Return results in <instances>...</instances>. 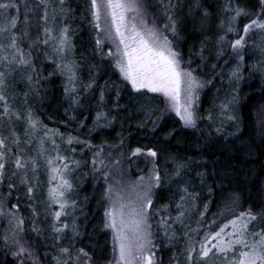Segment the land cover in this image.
Masks as SVG:
<instances>
[{"label": "snow or ice", "instance_id": "1", "mask_svg": "<svg viewBox=\"0 0 264 264\" xmlns=\"http://www.w3.org/2000/svg\"><path fill=\"white\" fill-rule=\"evenodd\" d=\"M255 2L258 9L256 12L231 4H226L223 9L230 18L227 25L223 20L219 25L225 34L217 38L215 57L218 63L213 64L212 68L219 75L218 65H228L230 81L238 82L242 78L246 70L245 58L250 49L257 47L255 44L249 45L245 37H249L250 32L256 30L264 32V0ZM64 5L65 0H58L56 6L51 5L49 0H24V21L22 26L17 28L20 5L14 2L0 3V10L15 9L17 13L16 17L7 19L0 15V188L6 186L7 189L0 191V217L4 218L8 225L0 237V242L10 250L15 264H40L26 235L28 230L24 227L25 217L19 211L22 203L19 197H15L17 203L8 206L13 198V190L18 188H23L27 200L31 201L27 206L31 212L30 231L36 236L42 233L36 226V221L41 215L36 206L40 203L44 205L43 217L48 223L51 247L54 250L52 260L55 264H99L84 247L76 246L74 241L80 232L75 220L71 221V225L67 222V218L71 217L76 209V202L69 195L73 185L67 177L75 167H79L80 161L62 155L59 145L53 139L54 135H60L61 140L69 146L77 144L84 145L89 150L95 149L92 159L94 171L103 170L102 178L107 185L104 199L108 202V207L104 212V227L112 231L113 258L110 264H160L156 256L155 237L160 230H163L165 237H169L170 231L177 224L186 230L185 253L189 264H264V208L256 212L251 207L238 211L240 198L233 190L229 189L231 194L222 198L223 211L216 214L231 217L227 223L217 225L218 230H213L212 225L217 224L213 218L211 224L207 225L208 231L202 234L203 239L198 241V250L189 237L190 231L201 234L199 221L203 220L209 211L214 185L224 191V182H232L231 173L218 168L217 161L208 160L201 154L194 160L190 157L172 156L166 163L164 174L171 176L178 190V201L174 198L171 205L176 209V215L173 217L167 214L170 205L153 210L155 190L162 185L161 170L157 163L161 157L156 150L148 149L146 152V155L152 158L147 178L141 176L137 182L125 187L121 180H115L111 170L104 163L102 153L105 145L94 146L87 139L81 140L78 136L71 135L64 137L58 131L49 135L52 130L43 125L29 103L32 96L38 97L40 92V75L36 70L33 51L43 45L51 50L50 53L45 51L43 55L58 58L53 59L52 63L58 74L66 79L64 93L68 119L76 121L75 113L81 111L82 114L85 108L94 112L92 127L88 129L89 134L111 127L116 119L111 113L121 107L119 100L125 88L128 89L127 95L135 105L134 110L144 117L138 127H144L151 120L155 130L159 122L171 114H175L181 127L188 130H200V124L205 120L213 122L211 113L207 116L199 114V92L216 77L203 80L195 74L207 59L204 53L210 38L201 42L199 51L195 53L200 64L193 67V61H186L183 52L178 49L184 23V7L181 0H160L165 21L160 25H157L155 16L148 13L143 0H86V15L82 19L86 20L92 29V56L98 60V65L88 66L86 82L80 76L81 65L70 59L74 54L75 45L70 35V18ZM57 7L61 20L58 33L54 27L48 26L50 19L54 25L58 18ZM49 8L52 10L51 17ZM194 10L201 13L203 31V21L208 20L211 13L203 8L200 0H193L187 14L192 16ZM29 14L36 20L34 26L28 19ZM241 16L251 19L243 26L242 32H237L236 22ZM33 27L36 30L35 37L31 32ZM228 34L236 38L229 40ZM25 42L28 44L27 50L23 47ZM225 44L228 45L227 55ZM259 54L264 57V48L259 49ZM229 61L232 63L229 64ZM105 63L119 74L121 86L113 88L110 79L105 80L103 85L98 84L100 73L96 69ZM17 76L27 83L28 91L20 96L19 107H12L7 93L16 82ZM109 91H114L115 105L109 104L111 97L106 96ZM149 94H159V98ZM11 99L15 102L17 97L13 95ZM236 103L237 94L233 90L217 105L219 113L216 126L211 132H205L203 135L209 138L215 135L227 143L239 140L243 129L239 127V117L234 114ZM159 104L163 105L162 110L158 108ZM157 111L159 115L152 119ZM85 120L87 116L77 121L78 126L85 127ZM17 122L25 125L22 136L13 127ZM5 130L7 135L4 134ZM41 130L44 132L43 137L36 135ZM33 140L38 142V147H33ZM45 140L52 144L51 152L45 148ZM123 144L121 139L116 147H122ZM29 149L34 154H29ZM70 150L73 153L76 151L75 148ZM142 152L143 150L137 147L131 151V156H138ZM97 163L100 168L95 167ZM119 164V160H114L117 169ZM169 166L171 173L167 171ZM41 168L48 177L49 185L43 200L38 199ZM110 179H113L114 183H108ZM209 179L213 181L212 184L208 183ZM197 184L200 190H197ZM203 190L207 191V196L201 205L197 201L200 200ZM161 211L166 215L161 216ZM193 212L197 214L196 229H192L188 223ZM152 215L159 217L157 232L153 231V224L150 223ZM62 217L65 220H62ZM69 229L71 235L67 234Z\"/></svg>", "mask_w": 264, "mask_h": 264}, {"label": "trees", "instance_id": "2", "mask_svg": "<svg viewBox=\"0 0 264 264\" xmlns=\"http://www.w3.org/2000/svg\"><path fill=\"white\" fill-rule=\"evenodd\" d=\"M9 2L20 5V15L17 24V28H20L24 21V0H0V3ZM49 2L53 6L58 4V0H49ZM145 2L149 14L155 16L157 25L165 22L163 17L164 9L160 6V0H145ZM200 2L203 8L211 13L209 19L203 21V31H201L202 17L200 11L194 10L192 16L187 14L193 0H181L184 7V23L180 32L181 39L178 41V49L183 52L184 59L186 61L191 59L193 67H196V65L200 64V60L195 53L199 51L201 42L205 41L206 38H210L204 53L207 59L197 69L195 74L203 80H207L212 76L216 77L210 85L199 93V114L207 116L211 113L213 122L202 121L200 130L183 129L179 118L175 114L165 116L155 130H153L151 120L144 127H138V123L144 117L134 110L135 105L127 95L128 89L125 88L121 92L119 100L121 107L114 109L111 113L116 118L111 127L89 134L88 129L92 127L94 112L85 108L82 110V114L81 111L75 113L76 121L68 119V115L65 113V108H67L64 93L66 79L58 74V70L52 63L53 59L58 58H54L51 55L48 57L43 55L45 51L51 52L50 48L43 45L33 51L36 70L40 75L39 96H32L29 100L35 115L42 121L43 125L47 126V129L52 130L51 134L58 131L64 137L71 135L73 137L78 136L81 140L87 139L94 146L105 145L102 158L103 154L106 153H111L113 155L112 158L119 157V155L123 156L124 160H121L120 168L126 175L136 178L150 173L152 158L148 157L146 152L148 149L156 150L161 157L157 163L161 170L162 185L155 190L153 197L154 211L164 205H170L167 214L173 217L176 215V209L171 205L174 198L178 201L177 185L171 179V176L164 174L166 163L172 156L190 157L194 160L203 154L206 159L217 161L218 168L228 170L231 173L232 182L231 184L227 181L224 182V191L214 185V192L210 197L209 211L203 220L199 221L201 234L189 232V237L197 250L199 249L198 241L203 239L202 234L208 231L207 225L211 224L213 218L217 221V224L212 225L213 230H218L217 225L222 226L223 223H227V220L231 218L216 215L218 211H223L222 198L231 194L228 191L229 189L235 191L240 198L238 211L251 207L256 212L264 208V57L259 54V49L264 48V32L256 30L255 32H250L249 37H245L249 45L255 44L257 47L249 50L245 58L246 70L238 82L229 80L228 65H218L217 71L219 75L212 68L213 64L218 63L215 57L217 38L225 34L219 28V25L222 20L227 25L230 18L229 14L223 11L226 4L238 5L250 12H256L258 10L256 2L255 0H200ZM85 4L86 0H65L64 8L70 18V35L75 45L74 54L70 59H74L81 65L80 76L86 82L88 79V66L98 65V60L92 56V48L94 46L92 29L87 21L82 19L86 15ZM56 11L58 18L55 24L53 25L50 19L48 26L54 27L58 33L61 25L59 7L56 8ZM0 15L7 19L16 17L17 13L15 9H8L6 11L0 10ZM51 15L52 10L49 8V16L51 17ZM28 19L34 26L36 20L33 19L32 14L28 15ZM250 19L251 17L241 16L236 22V31L242 32L243 26ZM41 24H43L42 21ZM31 32L33 37H35V27L31 29ZM234 38L236 37L228 34L229 40ZM23 47L27 50V42L24 43ZM224 48L225 55H227L228 45L225 44ZM190 50L192 54H190ZM231 63L232 61H229V64ZM96 70L100 73L98 84L103 85L105 80L110 79L113 83V88L121 86L119 74L109 67L107 63L99 65ZM233 90L237 94L234 114L239 117V127L243 129L241 138L233 143H227L215 135L211 138L203 135L205 132H211L212 128L216 126L218 122L217 114L219 113L217 105L225 100ZM26 91H28L27 83L17 76L16 82L8 91L11 97L15 95L17 99L15 102L13 100L9 102L10 105L19 107L21 103L20 96ZM149 95L159 98L158 94ZM106 96L111 97L109 104L115 105L116 97L114 91L107 92ZM0 108L2 109V106ZM158 108L162 110L163 105L159 104ZM21 112H23V109H21ZM156 115H159V111L154 113L152 119H155ZM84 116H87V120L84 121L85 127H79L77 121L83 120ZM57 137L60 138V135ZM121 139L124 141L123 146L116 147L120 144ZM109 145L112 147H108ZM137 147L141 148L143 152L138 156L132 157L131 151ZM62 148L65 152L70 153L72 158L80 161L79 167H75L69 175L73 185V190L69 195L71 199L75 200L76 209L73 215L67 218V222L71 225V221L74 219L80 232L79 237L74 242L77 247H84L86 251L90 252L98 260L99 264H110L113 258V239L110 229L104 227V212L108 207V202L104 199L106 192L104 182L98 171H94L92 164L95 149L89 150L84 145L77 144L69 146L67 143L63 144ZM71 148L76 149L75 153L71 152ZM95 167L98 168V163ZM167 171L171 173L172 169L170 166ZM40 178L41 187L38 199L43 200L49 186L47 184L48 177L44 173L40 175ZM208 183L212 184L213 181L209 179ZM196 188L200 190L198 184ZM1 189L7 191L6 186ZM205 196H207V191L203 190L197 203L202 205ZM15 197H19L22 202L19 211L25 217L24 227L28 230L26 235L29 243L33 246L42 264H55L52 260L54 250L51 247L52 240L48 223L44 221L43 217L44 205L40 203L36 206V210L41 213L36 221V226L42 230L41 235L36 236L30 231L29 217L31 212L27 206L31 201L27 200L23 188L13 190V198L10 199V204L17 203ZM56 209L58 210V206H56ZM160 215L164 216L166 214L161 211ZM191 215L192 218L188 223L192 229H196L198 226L197 214L193 212ZM61 219L65 220L64 217ZM158 219L159 217L156 215L151 216L154 232H157ZM185 231L177 224L170 231L169 237L164 236L163 230L158 232L155 239L160 264H189L185 253ZM3 234L4 232L0 230V237ZM67 234L71 235L70 229L67 230ZM193 260H195V255ZM0 264H15V258L11 255L10 250L3 246L2 242H0Z\"/></svg>", "mask_w": 264, "mask_h": 264}, {"label": "rangeland", "instance_id": "3", "mask_svg": "<svg viewBox=\"0 0 264 264\" xmlns=\"http://www.w3.org/2000/svg\"><path fill=\"white\" fill-rule=\"evenodd\" d=\"M143 3L146 5L145 0H143ZM146 7H147V6H146ZM147 11H148V9H147ZM148 13H149V11H148ZM149 23H151V20H149ZM199 93H200V92H199ZM7 95L9 96V102H11L12 99H11L10 92H8ZM158 95H159V94H158ZM9 104H10V103H9ZM11 106H12V105H11ZM12 107H14V106H12ZM0 109H1V108H0ZM0 112H2V109L0 110ZM13 127H15L16 131H17L18 133H20L21 136L23 135V130H24L25 125H24L22 122H17V123H15V124L13 125ZM4 134H5V135L8 134L7 130H5ZM36 135L39 136V137H43V135H44L43 130L39 131ZM49 135H52V134L49 133ZM57 136H58V135H54V136H53V139L55 140V143H56L57 145H59V151H60V153H61L62 155L69 156L70 158H72V156H70V153H68L67 151L65 152V151L63 150V148H62V145H63V144H66V142H65V141H62V140L60 139L61 137L59 138V137H57ZM33 147H34V148H35V147H38V142H37L36 140H33ZM45 148L48 149L49 152H51V150H52V144H51L49 141H47V140H45ZM31 153H33V152H32L31 149H29V154H31ZM53 154H54V153H53ZM110 154H111V153H110ZM112 157H113L112 154H111V155H109V153L103 154L104 163H105V164L108 166V168L111 170L112 175H113V177L115 178V180H121V181L123 182V184L125 185V187H127L129 184L134 183V182H137V181L139 180L140 177H136V178H135V177H132V176L126 175V173H124L123 171H121L120 165H121V163H122L121 160H124V157H123V156L121 157V156L119 155V157H116V158H112ZM114 160H119V161H120L119 169H117L116 166L114 165ZM100 167H101V166H100L99 163H98V168H100ZM102 171H103V170L98 171V174L101 175V179L103 180L104 185H105V189H106L107 185H106L104 179L102 178V174H101ZM71 172H72V171H71ZM44 173H45V172H44L43 168H41L40 173H39V179H40V181H41L40 175H41V174H44ZM120 173H122V175H121ZM149 174H150V173H148V174L145 175L144 177L147 178V176H148ZM69 175H70V174H69ZM69 175H68V177H67L68 179L70 178ZM108 183H114V180H113V179H110V180L108 181ZM129 190H130V189H129ZM0 191H3V190L0 188ZM153 197H154V196H153ZM11 205H12V204H10V203L8 204L9 207H11ZM150 223H152L151 218H150ZM7 228H8V225H7V223H6V220H5L4 218L0 217V230H1L2 232L5 233V231L7 230ZM110 231H111V229H110ZM153 231H154V230H153ZM111 233H112V231H111ZM155 240H156V239H155ZM36 255H37V253H36ZM156 256H157V258H158V260H159V257H158V248H157V250H156ZM37 257H38V259L40 260V258H39L38 255H37ZM40 264H42L41 261H40Z\"/></svg>", "mask_w": 264, "mask_h": 264}]
</instances>
